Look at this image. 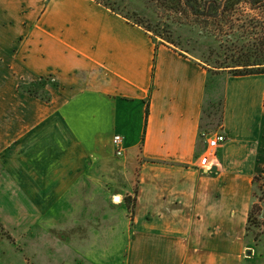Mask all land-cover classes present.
<instances>
[{
    "label": "crops",
    "instance_id": "1",
    "mask_svg": "<svg viewBox=\"0 0 264 264\" xmlns=\"http://www.w3.org/2000/svg\"><path fill=\"white\" fill-rule=\"evenodd\" d=\"M40 80L50 101L19 89ZM259 174L264 74L210 75L96 0H0V228L33 264H264L248 230Z\"/></svg>",
    "mask_w": 264,
    "mask_h": 264
},
{
    "label": "rangeland",
    "instance_id": "2",
    "mask_svg": "<svg viewBox=\"0 0 264 264\" xmlns=\"http://www.w3.org/2000/svg\"><path fill=\"white\" fill-rule=\"evenodd\" d=\"M110 4L119 12L129 16L131 20H142L145 25L159 29L162 34L171 36L177 48L204 61L209 68L216 62L225 60L226 44L220 47L215 39L210 38L204 30V21H197L183 12L171 8L167 0H101ZM236 22L239 27L238 34H244L242 26L249 25L252 32L250 36L251 47L256 48V41L264 35V9L252 10L244 3L239 5ZM257 24V25H256ZM259 34V35H258ZM256 38V39H255ZM161 42V38L155 39ZM252 43H254L252 45ZM240 44V43H239ZM216 102L221 99L220 90ZM216 95L215 84L212 82L208 88V98L212 100ZM23 205V204H22ZM254 221L251 223L250 236L255 241L264 237V175L259 177L254 186ZM22 231V230H21ZM17 236V235H16ZM10 238L7 232L0 228V264H33L25 255L24 238ZM255 241L253 243L255 244ZM98 249L101 245L97 246ZM99 254H103L98 251Z\"/></svg>",
    "mask_w": 264,
    "mask_h": 264
},
{
    "label": "trees",
    "instance_id": "3",
    "mask_svg": "<svg viewBox=\"0 0 264 264\" xmlns=\"http://www.w3.org/2000/svg\"><path fill=\"white\" fill-rule=\"evenodd\" d=\"M114 12L122 14L124 17L131 20V18L110 4L103 3L101 0H96ZM171 4V8L178 12H183L187 16H191L195 20L204 21V30L208 33L210 38L219 42L220 47L226 44L224 54L225 60L218 61L215 65L208 68L210 75L221 74L226 72L230 75H252L264 74V35H261L256 41V48H252L250 36L251 31L249 25L242 26L244 34H238L239 27L237 26L236 14L238 6L241 4L247 5L252 10L264 9V0H167ZM133 21V20H131ZM134 23L143 26L147 31L151 32L153 38H161V42L168 43L177 48L171 40V36L162 34L159 29H155L151 25H145L140 19L134 20ZM257 25V24H256ZM259 35V34H258ZM256 39V38H255ZM240 43V44H239ZM254 43H252L253 45ZM19 89L25 93L50 101L51 95L45 88L43 80L36 81L30 84L21 83ZM223 126V98L218 102L208 101L203 107V117L201 124L202 132H216ZM200 133V137L201 136ZM262 174H259L254 179V185ZM126 200L131 204L133 201L131 197ZM133 211V210H132ZM254 206L251 207L248 230L251 229V223L254 219ZM1 225V224H0Z\"/></svg>",
    "mask_w": 264,
    "mask_h": 264
},
{
    "label": "built area",
    "instance_id": "4",
    "mask_svg": "<svg viewBox=\"0 0 264 264\" xmlns=\"http://www.w3.org/2000/svg\"><path fill=\"white\" fill-rule=\"evenodd\" d=\"M201 136L207 145V152L201 158V167L211 171L215 164L211 157H214L216 150L226 142V136L221 132H202ZM113 144L116 148V154L122 156L125 152L123 136L120 134L115 135L113 138Z\"/></svg>",
    "mask_w": 264,
    "mask_h": 264
},
{
    "label": "bare ground",
    "instance_id": "5",
    "mask_svg": "<svg viewBox=\"0 0 264 264\" xmlns=\"http://www.w3.org/2000/svg\"><path fill=\"white\" fill-rule=\"evenodd\" d=\"M117 200H119V197H117Z\"/></svg>",
    "mask_w": 264,
    "mask_h": 264
},
{
    "label": "water",
    "instance_id": "6",
    "mask_svg": "<svg viewBox=\"0 0 264 264\" xmlns=\"http://www.w3.org/2000/svg\"><path fill=\"white\" fill-rule=\"evenodd\" d=\"M215 168H213V170H214Z\"/></svg>",
    "mask_w": 264,
    "mask_h": 264
}]
</instances>
